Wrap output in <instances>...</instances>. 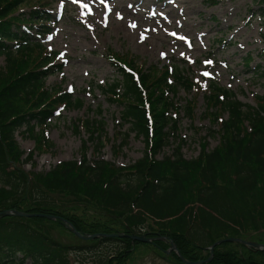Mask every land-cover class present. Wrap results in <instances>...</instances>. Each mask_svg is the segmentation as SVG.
<instances>
[{
	"label": "trees",
	"instance_id": "obj_1",
	"mask_svg": "<svg viewBox=\"0 0 264 264\" xmlns=\"http://www.w3.org/2000/svg\"><path fill=\"white\" fill-rule=\"evenodd\" d=\"M256 2L264 17V0ZM22 5L30 7L28 13L20 11ZM45 5L41 0H0V57L5 55L7 62L0 71V212L58 216L84 236L143 234L155 240L148 247L166 254L174 244L171 256L179 264H185L180 255L193 263L207 261L210 247L219 240L264 244V96L254 107L234 92L211 85L207 106L228 114L220 123V144L212 151L202 145L201 154L192 160L185 158L181 145L172 155L158 158L178 132L180 113H196L193 100L181 104L179 91L203 90L182 75L179 65L157 75L154 68H138L129 56L112 51L106 55L117 76L100 89L111 105L121 107L120 119L129 125L130 134L145 142V155L137 163L121 168L83 156L80 162H63L41 174L22 168L33 153L25 156L17 133L26 128L42 152L51 145L47 129L55 108L83 105L61 88L47 90V78L63 66L56 62V53L38 41L48 33L39 27L52 19ZM244 62L250 66L251 55ZM256 72L264 79L261 67ZM98 112L101 119L103 112ZM211 116L218 118L217 113ZM77 124V133L83 127L91 138L102 139L96 132L103 128L101 120ZM39 126L44 135L36 132ZM89 206L94 214L88 213ZM56 227L66 226L44 217L1 216L0 264H71L70 253L101 243L121 244L106 263L125 264L142 245L126 236L99 237L84 246L64 244L53 234ZM208 264H264V250L223 243Z\"/></svg>",
	"mask_w": 264,
	"mask_h": 264
},
{
	"label": "rangeland",
	"instance_id": "obj_2",
	"mask_svg": "<svg viewBox=\"0 0 264 264\" xmlns=\"http://www.w3.org/2000/svg\"><path fill=\"white\" fill-rule=\"evenodd\" d=\"M256 1L41 0L52 19L39 27V31L48 33L38 41L54 51L57 63L64 66L61 72L47 78V90L71 91L73 99L83 105L55 108L56 117L49 121L47 129L51 145L42 152L36 147L34 137L24 132L26 128L17 133V142L26 152L25 156L33 153L28 158L32 160L22 168L41 174L63 162H80L83 156L127 168L145 155L143 139L130 134L129 125L121 122V107L111 105L100 89L117 76V68L106 57L111 51L129 56L138 68L156 69L157 75L179 65L182 75L189 76L197 86L207 90L218 83L234 92L241 102L255 107L256 99L264 96V79L256 72L260 67L264 71V17L260 16ZM29 10L28 5L20 8L22 13ZM248 55L252 58L250 66L244 62ZM6 66L3 55L0 71ZM206 92L179 91L181 104L193 100L196 113L194 117L180 113L178 132L158 158L172 155L181 145L185 158L192 160L199 157L202 145L207 144L212 151L220 144V123L228 119V114L212 111L207 106ZM99 110L103 112L101 119ZM212 113H217V120ZM95 119L104 123L96 131L101 140L96 136L91 138V133L83 127L77 133L75 127L79 121ZM41 130L44 135V128L40 126L36 132L39 135ZM100 141L104 144L102 147ZM120 142L125 145L120 146ZM88 211L95 213L90 206ZM53 234L64 244H87L76 239L66 227H56ZM120 249L121 244L101 243L97 248L77 249L69 254V259L71 264H107L110 254ZM167 253L142 243L134 248L125 264H179L171 256L172 250Z\"/></svg>",
	"mask_w": 264,
	"mask_h": 264
},
{
	"label": "water",
	"instance_id": "obj_3",
	"mask_svg": "<svg viewBox=\"0 0 264 264\" xmlns=\"http://www.w3.org/2000/svg\"><path fill=\"white\" fill-rule=\"evenodd\" d=\"M10 215H17V216H25V217H30L32 218L33 216H36V217H41V218H46V219H49V220H60L72 233H74L76 236H78L79 238L83 239V240H87V239H90V240H95V239H98L99 237H106V238H109V237H116V238H120V236H126V235H123V234H109V235H104V234H98V235H87V236H84L81 234V232H79L70 222L66 221L65 219L63 218H60V217H57V216H51V215H47V214H28V213H24V212H18V211H2L0 212V217L1 216H10ZM128 238H131L132 241L134 242H144V243H147V244H151L152 242H154V238H149L148 236L146 235H141V236H137V235H130V236H126ZM228 242H232V243H241V244H244L246 246H253L255 248H257L258 250H264V244H259V243H255V242H252V241H247V240H244V239H237V238H228V239H225V240H219L217 241L215 244H213L211 247H210V250H211V256L207 259V261H197V263H193V262H190L188 260H185L181 255H180V259L186 264H207L208 262L212 261V257H213V254L216 250V247H218V245L220 244H223V243H228ZM172 248H176V246L174 244H172Z\"/></svg>",
	"mask_w": 264,
	"mask_h": 264
},
{
	"label": "snow or ice",
	"instance_id": "obj_4",
	"mask_svg": "<svg viewBox=\"0 0 264 264\" xmlns=\"http://www.w3.org/2000/svg\"><path fill=\"white\" fill-rule=\"evenodd\" d=\"M101 2H103V0H101ZM131 27L135 28L136 25L135 24H131L130 25ZM173 35H175V33H173ZM181 39H185L184 37H181ZM208 63H211V62H208ZM204 75H209L208 73H204Z\"/></svg>",
	"mask_w": 264,
	"mask_h": 264
}]
</instances>
